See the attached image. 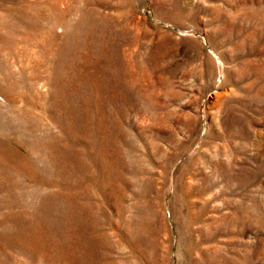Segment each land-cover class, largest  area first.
Segmentation results:
<instances>
[{
    "label": "rangeland",
    "instance_id": "rangeland-1",
    "mask_svg": "<svg viewBox=\"0 0 264 264\" xmlns=\"http://www.w3.org/2000/svg\"><path fill=\"white\" fill-rule=\"evenodd\" d=\"M0 264H264V0H0Z\"/></svg>",
    "mask_w": 264,
    "mask_h": 264
}]
</instances>
